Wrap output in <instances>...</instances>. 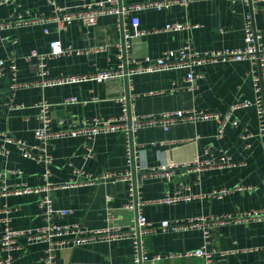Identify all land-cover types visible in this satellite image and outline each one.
I'll list each match as a JSON object with an SVG mask.
<instances>
[{
  "label": "crops",
  "instance_id": "1",
  "mask_svg": "<svg viewBox=\"0 0 264 264\" xmlns=\"http://www.w3.org/2000/svg\"><path fill=\"white\" fill-rule=\"evenodd\" d=\"M143 1L146 0H124L127 3ZM59 3L74 8L81 0H59ZM251 11L253 24L262 31L264 42V0L254 6L239 0H191L188 4L179 3L163 9L145 8L138 12L139 28L145 32L130 39V53L138 59L157 57L164 50L178 49L187 42L193 50L202 52L244 48L246 19ZM51 12L48 0H0V20L9 23L0 30V59L14 58L19 67L20 82L31 83L16 90L10 106L7 91L11 77H0V131L28 144L37 143L35 129L41 123L36 103L41 99L46 98L53 104L51 127L59 131L95 116H120L122 105L117 98L128 93L125 77L46 87L32 83L40 76L37 58L28 59L33 49L49 51L55 39H61L65 46L74 49L106 47L49 59L52 77L88 74L98 68L115 70L123 61L118 43L124 40L126 32H134L130 17L121 28L114 14L101 15L93 26L76 19L65 29L53 21L39 24L31 20L35 14L49 16ZM169 23L191 26L176 31L163 30ZM197 71L198 87L195 90L172 91L174 83L185 84L186 69L133 74L132 91L137 93L135 115L179 109L225 113L234 102L255 98L254 75L259 73V65L248 58L209 61L199 65ZM68 97H78L80 102L63 104ZM235 117L238 125L229 124L221 138L217 137L219 123L215 119L179 121L168 129L159 124L139 129L137 141L141 144V152L136 164L142 163L146 168L162 163L178 165L170 177L146 174V170L145 174L136 171L134 175L138 198L144 201L143 212L157 227L155 232L143 235L151 255L183 253L204 243L203 226L163 230L160 226L164 220L236 215L264 209V150L257 108L254 105L241 108ZM211 145L217 156L230 157L233 163L204 170L182 168L183 163L193 161L196 155L204 156L206 147ZM6 148L7 153H0V173L21 171L10 173L8 184L15 187L27 183L40 187L44 183L45 164L25 157L17 143H7ZM49 151L53 156L50 178L56 184L74 179L81 181L87 174L100 176L106 172H125L129 167L122 131L102 132L92 139L82 133L54 136ZM239 184L252 188L235 190L224 197L210 196L214 190L232 189ZM168 193L190 197L174 202L161 200ZM42 194L34 191L0 197V207L2 204L18 207L11 215L13 228H38L46 224L40 206ZM51 197L55 207L70 211L59 219L62 223H79L89 230L108 227H118L121 232L130 230L134 213L125 208L129 199L128 181L104 180L60 186L52 190ZM3 216L0 213V230L4 227ZM21 243L22 249L12 251L14 264H36L46 254L44 242L31 243L22 239ZM210 246L216 249L215 259L220 264H264V220L216 224L211 230ZM1 255L6 254L2 252ZM55 258L58 264L105 261L136 264L130 237H103L69 244L58 249ZM152 264H204V260L195 256L168 257L156 259Z\"/></svg>",
  "mask_w": 264,
  "mask_h": 264
},
{
  "label": "built area",
  "instance_id": "2",
  "mask_svg": "<svg viewBox=\"0 0 264 264\" xmlns=\"http://www.w3.org/2000/svg\"><path fill=\"white\" fill-rule=\"evenodd\" d=\"M52 6V12L49 16L42 14H35L32 16V21L39 24H46L48 22H55L60 28H67L76 19H81L87 25H96L98 19L104 14H114L117 16L119 27H124L126 18L130 17L131 23L134 26L133 33L124 34L125 38L122 42L118 43V48L121 52L122 63L115 70L98 68L96 71L88 74L74 75V76H57L50 75L48 67V60L63 54H71L73 52H89L91 50H99L106 48L103 46L92 47L91 49H74L71 46H65L61 39H55L50 44L49 51L41 52L33 49L28 55V59L37 58L39 67V79L32 82L37 86H50L63 83L79 82L86 80H96L99 82L106 81L111 78L125 77L128 81V93L117 98L122 105V113L118 117L105 118L102 116H95L90 119H83L81 124H73L71 127L63 128L59 131H54L51 127L52 123V103L46 98L41 99L36 103L38 107V119L40 126L35 129V137L37 143L28 144L26 141L18 139L6 131H0V153H7V143H17L22 149L25 157L32 158L45 164L43 172L44 183L40 187H33L27 183H22L15 187H11L7 178L12 172H21L19 170L4 171L0 173V197L9 194H21L29 192H42L40 206L43 209L46 224L38 228H25L16 229L11 226V215L18 207H13L7 204H2L0 213L4 216L1 217L3 229L0 230V264H14L12 251L22 249V239L28 242H44L46 244L45 256L39 263L36 264H58L55 258L56 251L64 248L69 244L77 245L85 242L88 239H96L103 237H130L133 241L134 259L136 264H152L156 259L168 257H182V256H195L204 260V264H220L215 259L216 249L211 245V230L216 224H228L234 222H247L252 220H264V209H254L237 213L236 215H220V216H200L191 217L185 220L169 221L164 220L161 223L163 230H181L188 227L201 225L204 228V243L191 251L183 253H172L166 255H151L145 246L143 235L153 233L157 227L149 221L143 212L144 201L139 200L137 185L134 181L136 171L143 172L150 175H164L170 177L174 174L178 165L176 163L168 164L162 163L158 167L146 168L144 164L137 163L136 159L141 152L137 141V133L140 128L146 125H162L168 129L171 125L179 121H189L198 119H215L219 123L217 137L221 138L224 131L229 124L238 125L239 121L235 117L236 111L248 106H256L258 118L260 120V134L263 137V150H264V42L261 39L263 36L262 31L256 29L252 20V11L248 14L245 27V47L238 49H224L215 51H197L193 50L190 43H185L178 49H166L161 55L157 57L146 56L142 59L135 58L130 53V39L132 37L143 34L139 28L140 17L138 12L145 8L163 9L170 7L174 4H188L191 0H146L143 2L127 3L124 0H81V3L76 7H66L59 3V0H48ZM237 1V0H232ZM246 4H251L263 0H239ZM9 23L0 20V30ZM190 24L185 23H169L163 30L176 31L190 27ZM45 32L48 29L45 28ZM16 42V41H15ZM248 58L254 63L259 65V73L254 75V84L256 95L254 99L245 98L230 105L225 113L216 111H202V110H171L164 111L160 114H150L137 116L134 113L135 99L137 93L133 92V84L131 77L138 72L160 71L168 69H186L185 84L174 83L173 90L188 89L195 90L198 87L197 78L199 73L197 67L207 62H215L219 60H241ZM19 67L14 58L0 59V77L10 75L11 80L8 85V101L11 106L13 104V97L18 88L29 85L31 83H22L18 78ZM80 102L78 97H68L63 101V104H70ZM63 123V122H62ZM110 131H122L125 136L126 144V157L128 162V169L125 172H106L100 176H93L87 174L83 180H70L64 183H54L51 181V165L53 156L49 151V144L54 136L60 135H76L84 134L88 138H94L97 134ZM174 142V141H170ZM165 143V142H164ZM90 152L92 148L89 147ZM230 157L217 156L213 146H208L205 149L204 156L201 154L196 155L193 161L183 163L182 168L186 170H204L211 167H220L226 164H232ZM83 173V172H80ZM118 181L125 180L129 183V199L125 204V208L133 211L134 215L130 220V230L120 231L118 227H108L105 230H89L79 223H62L59 219L69 214V210L57 208L54 205L51 197V192L56 187H68L77 184H93L98 181ZM251 186L236 185L231 188H222L214 190L210 193L212 197H224L235 190L246 191L250 190ZM190 196L182 194H167L161 200L166 202H174L181 199H189ZM5 252V256L1 253ZM70 264H118L110 261L102 263H84V262H71Z\"/></svg>",
  "mask_w": 264,
  "mask_h": 264
}]
</instances>
